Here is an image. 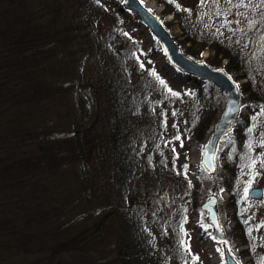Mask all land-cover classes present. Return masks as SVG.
<instances>
[{
    "label": "trees",
    "instance_id": "1",
    "mask_svg": "<svg viewBox=\"0 0 264 264\" xmlns=\"http://www.w3.org/2000/svg\"><path fill=\"white\" fill-rule=\"evenodd\" d=\"M236 4L237 12L247 10L237 19L241 46L220 48L211 35L210 42L191 39L185 52L197 58L209 43L226 60L227 71H243L237 52L250 57L245 49H264L256 33L262 30L264 36V9L257 16L248 0ZM100 14L90 0H0V264H173L166 224L157 222L162 220L158 194L166 182L173 180L178 188L185 183L172 174L165 181L153 176L151 157L138 149L139 137L158 134L168 103L173 105L168 110L182 118L194 107L191 132L184 133L189 141L206 142L218 116L201 98L202 87L193 96L190 89L172 96L168 89H176L159 78L167 85L161 86L157 73L138 66L133 54L120 57L108 47V38L93 36L89 27ZM194 17L214 21L207 5ZM216 18L230 30L228 15L217 13ZM249 20L255 21L252 28ZM133 63L139 68L130 75L126 64L132 69ZM89 160L102 181L94 190L104 210L100 215L97 209L86 214L91 210L66 198L62 186L75 184L62 174L69 170L62 169L63 162L88 172ZM44 168L49 171L47 189L33 180ZM85 176L73 177L82 182ZM89 193L85 190L91 204ZM50 218L54 230L47 227ZM106 235L113 241L108 253L103 250Z\"/></svg>",
    "mask_w": 264,
    "mask_h": 264
},
{
    "label": "rangeland",
    "instance_id": "2",
    "mask_svg": "<svg viewBox=\"0 0 264 264\" xmlns=\"http://www.w3.org/2000/svg\"><path fill=\"white\" fill-rule=\"evenodd\" d=\"M57 1L59 4L64 3V0ZM149 1L154 9H148L161 20L183 50H186L194 39L201 38L210 42L211 35L216 37L218 47L224 49L228 44L241 46L244 40L241 33L242 26H239L236 21L238 16L247 10L237 12L234 8L236 0H232L234 4L228 3L227 0H218V3L206 0L203 5L200 0H174L173 3H169L168 0ZM90 2L102 10L100 17H93V23L90 27L88 25L89 30L93 31V36L108 38V47L115 54L119 53L120 57L131 58L129 55L133 54L138 66L142 65L144 70L157 73L159 78L171 85L179 94L190 89L191 96H193L195 91L202 87V93L199 92L200 95L203 94L201 98L205 96L209 100L214 113L218 116L224 105V99L219 90L209 83L188 77L170 65L156 39L140 18L135 13L122 8V0H90ZM258 2L259 0H254V3ZM205 5L209 8L212 20H214L212 23L199 21L194 17L195 12L199 8L203 9ZM216 6L218 8H215ZM252 8L248 9L251 12L255 10V14L259 16L261 8L253 10ZM170 9L175 12V15L169 12ZM32 10L34 11L33 7ZM217 13L228 15L229 21L226 26L230 27V30L219 26ZM256 33L261 37L262 30ZM186 40L189 41L186 42ZM247 46L250 47V43H247ZM257 48L258 45L254 47V50ZM241 51L237 53L238 55L242 53L240 60L244 69L243 71H230V73L239 81L242 90L243 85L247 89L243 91L241 100L243 111L236 121L233 132L223 138L219 144L216 158L218 166L214 176H209L201 165L198 172L192 169L191 160L196 156L200 158L205 143L189 141L185 138L184 133L191 132V125L196 118L192 105L190 108L193 107V109L190 113L182 118L183 116H177L168 110L173 107L172 104H166L165 109H168L165 115L163 114V121H161L163 124L159 122V129L156 128V131L159 130L158 134H152L150 131L139 137V146L140 144L141 146H138V149L142 148L145 150L144 154L151 157L149 167L154 171L153 176L158 175L157 178L165 181L164 177L172 174V177L179 178L185 183L183 188H178L173 180L166 182L158 194L160 201L158 214L162 220L158 219L157 222L166 224L168 239L165 240V244L171 247L169 252L173 250L170 257L173 264H218V261L219 264H225L222 247L213 238L207 213L201 209V204L211 195H216L218 198L216 212L226 234L228 248L239 264H264V115H261L264 109V66L261 69L257 68V64L261 66L260 63L264 62V49L260 51L262 53L259 51L254 53L252 49H245V53L250 57H245ZM253 53L256 59L253 58ZM196 59L207 63L209 59H213L220 64L219 67L226 65V60L216 55L209 43H206V47L200 51ZM258 61L260 63H257ZM138 66L136 67L133 63L131 69L126 64L130 75H134ZM73 98L75 99V95ZM249 128H252L251 133L248 131ZM249 140L252 142L251 149L248 148ZM252 161H255L254 167H251ZM66 162L62 163V169L68 167L69 170H63L62 174L70 176L69 180L74 179L75 182L72 184L64 180L67 182L62 185L66 191V198L78 199L83 209L87 207L91 210L86 213L88 215L95 209H97L95 215L103 213L104 210L99 209L101 204L96 195L98 193L94 191L102 182L96 163L89 160L88 164L92 167L88 165L89 171L86 172L79 170V165ZM81 172L86 176L84 181L77 182L80 179L73 176ZM41 173L42 175L38 174L33 180L37 185L47 189L50 187L48 184L49 171L44 168ZM250 181L249 189L252 187L262 189L263 196L260 200H253L249 196L245 198L244 189L248 187ZM87 189L92 192L89 193L90 200L93 201L91 204H88L89 201L85 198ZM192 190L193 194L190 196ZM231 192L234 193L232 199L230 198ZM86 214L85 219L90 218ZM75 215L78 216V214ZM95 218L98 221L100 217ZM56 221L58 222V219ZM69 225L70 223H67L65 226ZM47 227L54 230V219H48ZM105 239L103 250L108 253L110 249L112 250L113 241L111 235H106ZM163 242L161 240L160 243L163 244ZM186 249H190V252ZM193 257L199 259L194 261Z\"/></svg>",
    "mask_w": 264,
    "mask_h": 264
},
{
    "label": "water",
    "instance_id": "3",
    "mask_svg": "<svg viewBox=\"0 0 264 264\" xmlns=\"http://www.w3.org/2000/svg\"><path fill=\"white\" fill-rule=\"evenodd\" d=\"M121 6L125 11L133 12L139 16L141 22L148 28L162 49L170 65L188 77H195L201 82H209L215 86L224 99V106L219 118L205 143L200 161L208 175L216 173V154L221 139L233 131L235 121L240 117L242 110V91L231 73L223 67H211L203 60H197L187 55L173 36L164 27L161 20L153 14L140 0H122ZM249 197L260 200L263 191L260 187L249 189ZM134 203V199H131ZM216 196H210L201 204V209L207 213V220L211 224L214 238L223 245V254L226 264H238L225 244V232L221 227L215 205Z\"/></svg>",
    "mask_w": 264,
    "mask_h": 264
},
{
    "label": "snow or ice",
    "instance_id": "4",
    "mask_svg": "<svg viewBox=\"0 0 264 264\" xmlns=\"http://www.w3.org/2000/svg\"><path fill=\"white\" fill-rule=\"evenodd\" d=\"M168 2H169V3H173L174 0H168ZM213 2H214V3H218V0H213ZM227 2L231 4V3H232V0H227ZM200 3L203 5V4L205 3V0H200ZM235 6H236V7H240L241 4L238 3V4H236ZM248 6H251V7H253V8H261V9H264V0H259L258 3H254V0H248ZM179 7H180V6L177 4V8H179ZM185 11H188V10L185 9ZM218 14H219V13H218ZM236 23L239 24L240 21H236ZM254 24H255V21H254V20H249V21H248V27H249V28H252V27L254 26ZM217 32H219V29H217ZM261 40L264 41V36H261ZM245 47H246V45H245ZM141 67H142V65H141ZM151 74H152L153 76H156V73H155V72H152ZM156 78L159 80V77H158V76H157ZM159 83L161 84V86H163V87H167V85L165 84V82H164L163 80H159ZM168 91L171 93L172 96H177V97L179 96V93L173 92L171 89H168ZM261 115H264V109H262V113H261ZM253 119H255V118H253ZM248 131L251 133V132H252V128H249ZM177 139H179V137H177ZM251 147H252V142H251V140H249V142H248V148L251 149ZM254 166H255V161H252L251 167H254ZM254 178H255V177H253V179H254ZM250 187H251V181L249 182L248 187H246V188L244 189V196H245V198L248 197V194H249V188H250ZM186 250L190 252V249H186ZM218 251H220V250L218 249ZM198 259H199L198 257H193V260H194V261H196V260H198Z\"/></svg>",
    "mask_w": 264,
    "mask_h": 264
},
{
    "label": "bare ground",
    "instance_id": "5",
    "mask_svg": "<svg viewBox=\"0 0 264 264\" xmlns=\"http://www.w3.org/2000/svg\"><path fill=\"white\" fill-rule=\"evenodd\" d=\"M144 5L147 6V8H149L150 10H153L154 7H153V4L149 1V0H140ZM242 111H243V108H242ZM192 164H193V171L195 172H198L199 171V167H200V160H199V157L196 156L194 158H192L191 160ZM215 262H217V260H215ZM218 264H219V261H218Z\"/></svg>",
    "mask_w": 264,
    "mask_h": 264
}]
</instances>
